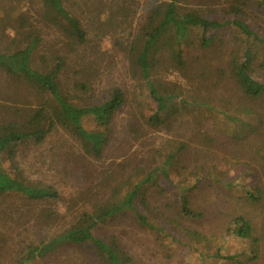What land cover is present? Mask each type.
Here are the masks:
<instances>
[{
	"label": "trees",
	"instance_id": "16d2710c",
	"mask_svg": "<svg viewBox=\"0 0 264 264\" xmlns=\"http://www.w3.org/2000/svg\"><path fill=\"white\" fill-rule=\"evenodd\" d=\"M187 1L152 0L145 23L133 40L134 46L135 41L140 42L135 46L138 53L133 61L135 75L148 88L154 106L145 123L150 128L172 132L175 137L161 145V152L146 151L147 156L140 158L132 174L109 177L118 194L116 200L108 199L103 205L80 213L61 233L30 247L31 257L45 258L68 247L89 252L99 264H135L116 236L102 235L106 223L130 219L136 229L152 236L166 253L176 252L184 245L196 244L202 237L192 227L207 217L201 205L209 189L226 192L236 206L242 202L249 209L262 201V189L258 185L248 191L226 182L215 171L209 157L212 150L226 144L232 150L237 149L236 157L240 161L247 157L255 159L264 177V109H261L264 79L256 70V67H264V56H259L258 52L264 48V39L253 29L258 14L264 13V0H227L212 9L189 6ZM40 2L53 20L66 26L65 36L70 43L79 47L87 42L81 22L65 8L64 0ZM221 30L236 32L245 47L239 56L228 58L224 70L213 66L212 71L205 55L212 51L221 36L217 32ZM162 40L164 42L159 45ZM39 42L40 36L34 35L15 51L0 50V69L47 99L24 118L0 124V196L17 195L29 201L54 202L59 199L54 189L25 181L14 162L15 149L28 141L42 145L51 132L61 128L85 155L100 159L112 138L114 118L122 110L126 98L119 86L94 94L93 88L83 79H75L71 89L64 87L62 73L66 60L56 54L50 69L38 66L34 62ZM190 42L195 43L199 53L191 64L183 46ZM160 65L171 68L176 81L157 74ZM200 83L208 91L200 92L197 88ZM209 83L213 86L210 90ZM226 83L232 84L236 96L224 89ZM258 102L260 104L256 105ZM210 119L221 121L224 130L208 133L205 124ZM135 126L136 121L130 122L132 129ZM186 130L190 133L188 138L182 134ZM199 151L203 155L199 156ZM191 154L196 155L192 165L188 161ZM238 167L246 173L250 163L240 162ZM12 170L16 171L15 175ZM247 171L253 172L252 169ZM172 175L187 184L181 189L179 213L170 203L160 202ZM219 203L220 208L226 205L224 201ZM221 220L215 230L247 242L250 248L249 252L239 254L240 259L220 256L223 264L256 261L259 240L254 235L255 223L251 217L247 213L237 215L233 209L229 219Z\"/></svg>",
	"mask_w": 264,
	"mask_h": 264
},
{
	"label": "rangeland",
	"instance_id": "374dc122",
	"mask_svg": "<svg viewBox=\"0 0 264 264\" xmlns=\"http://www.w3.org/2000/svg\"><path fill=\"white\" fill-rule=\"evenodd\" d=\"M151 1L64 0L65 8L78 17L87 36L84 45L75 47L65 36L66 26L53 20L43 10L40 0H0V50L15 51L30 36L39 35L40 42L34 63L50 69L56 54L63 57L66 60L62 73L64 87L71 89L75 79H83L93 88L94 94H100L111 86H119L126 98L122 110L114 118L112 138L100 159L85 155L61 128L51 132L42 145L28 141L15 149L14 162L25 181L30 185L51 187L57 192L59 199L54 202L29 201L17 195L0 196V264H99L92 254L79 248L64 247L45 258L31 257L29 248L61 233L80 213L103 205L108 199L116 200L118 194L109 177L113 174H132L140 158L147 156L144 154L146 151H160L166 140L175 137L172 132L150 128L145 123L147 114L154 110V106L148 88L135 75L133 61L137 57L136 47L140 42L135 41V47L133 40L139 33L141 24L145 23ZM226 2L227 0H188L187 4L212 9ZM256 19L253 29L264 39V13L258 14ZM217 33L221 34L219 40L211 48L212 51L205 55L212 71L213 66L220 71L224 70L228 58L232 55L239 56L245 47V42L236 32L221 30ZM194 44L190 42L183 45L189 64L199 56ZM258 52L259 56H264V48ZM43 59L45 62H42ZM256 70H259L257 75L264 79V67H256ZM157 74L176 81L173 70L164 65H160ZM208 87L210 90L213 86L209 83ZM223 87L236 96L232 84L226 83ZM197 88L202 93L207 90L202 83ZM46 100L43 94L10 78L0 69V124L24 118ZM256 105L254 106L259 108ZM132 121H136L133 129L130 127ZM223 128L219 120L210 119L205 124V129L210 134H217L216 131H222ZM141 132L142 136L139 135ZM182 134L186 138L190 135L188 130ZM224 139L227 140L225 135ZM194 140L188 139L192 142ZM194 149L196 151L197 147ZM164 150L162 149L163 152ZM236 150L224 144L221 149L210 152L209 161L226 182H231L237 188L251 191L258 185L262 189V201L253 208H245L242 202L236 206L234 200L228 199L226 192L223 194L209 189L204 194L201 205L205 207L207 217L192 227L203 238L200 236L196 244L184 245L176 252L166 253L167 250H162L152 236L136 229L130 219L106 223L102 235L116 236L135 264H223L220 256L240 259L239 254L250 251L247 242L215 230L219 219H229L231 211L236 209L237 215L247 213L255 223L254 235L259 240L258 258L251 264H264V177L255 159L247 157L240 161L236 157ZM201 154L199 151L198 155ZM195 158V154L189 156L191 165ZM240 162L250 163L246 173L238 167ZM249 169L253 172L247 171ZM12 172L15 175L16 171ZM191 179L189 177L188 181ZM186 185L172 175L171 182L165 185L166 194L160 197L161 204L170 203L175 212L179 213L181 189ZM220 201L226 202V205L220 208Z\"/></svg>",
	"mask_w": 264,
	"mask_h": 264
}]
</instances>
